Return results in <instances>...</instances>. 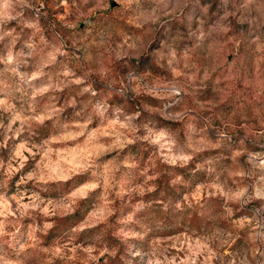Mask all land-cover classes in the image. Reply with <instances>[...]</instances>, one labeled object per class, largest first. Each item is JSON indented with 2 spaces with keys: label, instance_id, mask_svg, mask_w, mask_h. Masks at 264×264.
Returning <instances> with one entry per match:
<instances>
[{
  "label": "rangeland",
  "instance_id": "374dc122",
  "mask_svg": "<svg viewBox=\"0 0 264 264\" xmlns=\"http://www.w3.org/2000/svg\"><path fill=\"white\" fill-rule=\"evenodd\" d=\"M117 240L122 264H264V0H0V264Z\"/></svg>",
  "mask_w": 264,
  "mask_h": 264
},
{
  "label": "trees",
  "instance_id": "16d2710c",
  "mask_svg": "<svg viewBox=\"0 0 264 264\" xmlns=\"http://www.w3.org/2000/svg\"><path fill=\"white\" fill-rule=\"evenodd\" d=\"M187 169L188 168L176 167V168L172 169V173L169 174V178L165 179V176H163V175L160 176V178L158 180V183H159L160 188H161V185H165L166 189L169 188L170 193L171 194L172 193L174 194L175 193V190H176V188L178 186L173 185L172 188H171L170 185H169L170 180H172V178H175V177H178V176H180L182 179L190 178L191 175H190V173H187L186 172ZM72 181L73 180H70V181L66 182L65 185H69V184L73 183ZM169 191H166V192L168 193ZM152 196H154V194H151L150 195V198ZM90 200H91V197L86 198L83 201H81V204L80 205L83 206L84 204L89 203ZM151 200L154 201L156 199H153L152 198ZM117 211H116V214H117ZM116 214H114V215H116ZM81 218H82V214L80 215V210L78 209L72 215H69V216H65V217H61V218L56 219L55 220V224H54L53 229L50 232V234H52V235H53V233L60 234L63 231L69 230ZM108 239H110L112 241H116V240H114L112 238H108ZM115 244L117 245V249L115 251L114 256L109 257V260H108L109 261V264H122L123 263L122 262V259H123V255H124V249H125V246L126 245H125V243L123 241H118L117 240V242H114V245L112 244L109 247V249L116 247Z\"/></svg>",
  "mask_w": 264,
  "mask_h": 264
}]
</instances>
